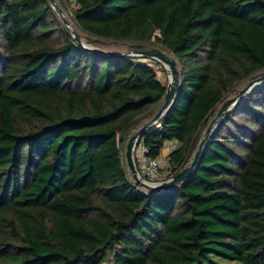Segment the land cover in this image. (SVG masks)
Instances as JSON below:
<instances>
[{
    "label": "trees",
    "instance_id": "16d2710c",
    "mask_svg": "<svg viewBox=\"0 0 264 264\" xmlns=\"http://www.w3.org/2000/svg\"><path fill=\"white\" fill-rule=\"evenodd\" d=\"M57 1L94 47L153 40L175 58L176 97L139 139L152 158L176 143L173 174L228 93L264 70V0ZM101 50L48 0H0V264H264V84L188 179L144 191L125 142L166 84L144 57Z\"/></svg>",
    "mask_w": 264,
    "mask_h": 264
},
{
    "label": "water",
    "instance_id": "95a60500",
    "mask_svg": "<svg viewBox=\"0 0 264 264\" xmlns=\"http://www.w3.org/2000/svg\"><path fill=\"white\" fill-rule=\"evenodd\" d=\"M48 2L58 14V16L61 18L62 23L78 44L91 51L100 53L104 52L101 49L85 46L81 42L80 34L70 27V21L66 17L63 9L59 6L57 1L48 0ZM131 47L132 53L123 54L128 56H140L147 59L156 60L160 63H167L172 71L173 77L171 80L168 79L162 100L157 106L152 117L147 122L143 123L138 129L133 130L128 136L124 148V158L126 167L131 175V180L136 187L155 192L169 191L179 187L186 179H188L192 175L199 161L200 155L204 149V146L207 143L210 135L215 130L216 126L226 115L229 114V112L240 101H242L246 96H248L253 90L264 84V71L253 75L247 82H245L243 87H241L237 92H234L233 95L225 98L221 102L213 117L205 127V130L203 131L199 139L197 147L190 155L188 162L183 167H181L175 174H173L170 179L162 181L159 184L152 185L144 181L142 178L138 177L135 165L134 150L138 144L140 137L142 136V133L151 125L155 124L174 101L180 86V73L175 58L163 49H146V44L143 43H132ZM119 141H121V138H119Z\"/></svg>",
    "mask_w": 264,
    "mask_h": 264
},
{
    "label": "rangeland",
    "instance_id": "374dc122",
    "mask_svg": "<svg viewBox=\"0 0 264 264\" xmlns=\"http://www.w3.org/2000/svg\"><path fill=\"white\" fill-rule=\"evenodd\" d=\"M57 1V0H56ZM72 2H71V4H70V6H68V8H69V10H71L72 8H73V6L75 5V3H74V0H71ZM57 3H58V1H57ZM59 4V3H58ZM59 6L60 7H62L60 4H59ZM65 15H66V13H65ZM66 17H67V15H66ZM68 18V17H67ZM59 20L60 21H62L61 20V18L59 17ZM69 20V19H68ZM70 21V20H69ZM70 27L74 30V31H76V28L74 27V25L70 22ZM77 32V31H76ZM79 33V32H78ZM80 34V38H81V42L85 45V46H88V47H93V48H95V47H99V48H101V49H104V50H107V51H109V52H113V53H125V54H127V53H132V47H131V44L132 43H123V42H117V41H99V42H97V45L94 47V45H92L91 43H90V41L88 40L89 38H87V36H85V35H83V34H81V33H79ZM150 48H159V49H161V47L157 44V43H155L153 40H152V43L151 44H146V49H150ZM169 54V53H168ZM171 55V54H170ZM142 61L143 62H146V63H151L152 64V66H153V68L156 70V72H157V76H158V78L160 79V81L161 82H163V83H165V84H167V81H168V79H169V72H168V69L166 68V66L165 65H163L162 63H160V65H156L153 61H152V59H147V58H144V59H142ZM262 71H264V70H262ZM262 71H260V72H262ZM251 78V77H250ZM250 78H248L247 80H245V81H243L242 83H240L238 86H236L235 87V89L232 91V92H230V93H228V95H227V97H229V96H231V95H233L234 94V92H237L241 87H243V85L245 84V82H247ZM226 97V98H227ZM220 106V104L216 107V110L218 109V107ZM216 110L214 111V113L216 112ZM214 113H213V115H214ZM213 115L209 118V120H208V123H209V121L211 120V118L213 117ZM150 119V118H149ZM149 119H145L144 121H143V123H145V122H147ZM207 123V124H208ZM207 126V125H206ZM205 126V127H206ZM136 129H138V128H136ZM136 129H134V130H136ZM204 130H205V128H204ZM203 130V131H204ZM203 133V132H202ZM174 146V147H173ZM176 147V143H174L173 142V145H170V146H168V148H167V150H168V152L171 150V149H173V148H175ZM128 175H129V177H130V179H131V175H130V173L128 172ZM144 190V189H143ZM144 191H146V190H144ZM221 262H223V263H226V262H224V261H221ZM227 264H232V263H227Z\"/></svg>",
    "mask_w": 264,
    "mask_h": 264
},
{
    "label": "built area",
    "instance_id": "2783aa9c",
    "mask_svg": "<svg viewBox=\"0 0 264 264\" xmlns=\"http://www.w3.org/2000/svg\"><path fill=\"white\" fill-rule=\"evenodd\" d=\"M146 153L147 149L138 141L134 150L138 177L152 185L170 179L173 175V166L168 157V153L157 158L149 157Z\"/></svg>",
    "mask_w": 264,
    "mask_h": 264
},
{
    "label": "crops",
    "instance_id": "0c3cea01",
    "mask_svg": "<svg viewBox=\"0 0 264 264\" xmlns=\"http://www.w3.org/2000/svg\"><path fill=\"white\" fill-rule=\"evenodd\" d=\"M170 145H173V141H172V142H166L164 148L161 150V153H160V155H159L160 157H162L163 155H165V154L168 153L167 148H168V146H170Z\"/></svg>",
    "mask_w": 264,
    "mask_h": 264
},
{
    "label": "bare ground",
    "instance_id": "6f19581e",
    "mask_svg": "<svg viewBox=\"0 0 264 264\" xmlns=\"http://www.w3.org/2000/svg\"><path fill=\"white\" fill-rule=\"evenodd\" d=\"M162 64L165 65L166 68L168 69V72H169V79L171 80L172 77H173V74H172V71H171L169 65H168L167 63H162Z\"/></svg>",
    "mask_w": 264,
    "mask_h": 264
}]
</instances>
